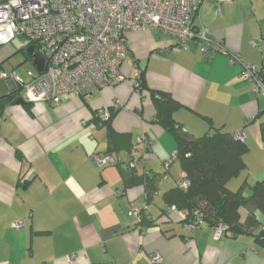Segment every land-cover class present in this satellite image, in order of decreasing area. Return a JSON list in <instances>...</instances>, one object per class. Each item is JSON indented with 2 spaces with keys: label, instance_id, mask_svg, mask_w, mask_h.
Returning <instances> with one entry per match:
<instances>
[{
  "label": "crops",
  "instance_id": "1",
  "mask_svg": "<svg viewBox=\"0 0 264 264\" xmlns=\"http://www.w3.org/2000/svg\"><path fill=\"white\" fill-rule=\"evenodd\" d=\"M197 19L214 52H205L197 36L180 45L157 28L133 30L123 81L92 96L66 93L59 105L0 103L1 264H70V254L77 256L73 264H150L153 253L163 264H264L262 214L258 225L216 239L207 222L187 229L186 212L165 199L184 172L175 136L155 120L151 92L178 100L174 116L193 136L217 129L244 134L246 168L228 181L231 189L245 184L249 195L264 177V89L242 76L247 65L264 66V0H207ZM10 55L0 47V70ZM0 82V96L13 90L10 80ZM111 108L112 130L129 135L130 148L109 151L108 126L94 121ZM144 146L135 170L158 184L152 194L144 183L126 186L125 163L100 167L91 159L107 151L129 158ZM136 206L149 218L143 224ZM248 215L242 208V224ZM18 221L21 227L13 225Z\"/></svg>",
  "mask_w": 264,
  "mask_h": 264
},
{
  "label": "built area",
  "instance_id": "2",
  "mask_svg": "<svg viewBox=\"0 0 264 264\" xmlns=\"http://www.w3.org/2000/svg\"><path fill=\"white\" fill-rule=\"evenodd\" d=\"M205 1L0 0V47L15 43L18 49L26 50L33 46L34 51L40 52L45 59L42 72L36 65L35 71L28 70L29 80H24L16 71L8 73L5 70H0V78L10 80V88L16 90V99L59 105L66 93L92 96L95 91L125 79L121 67L129 53L127 38L130 31L157 28L180 45L188 38L197 36L205 52H214L206 30L201 27L200 32L196 33L194 29V18ZM211 1L219 5L231 0ZM18 35L23 36V40H18ZM29 58L33 62L34 58ZM234 58L232 56V60ZM258 70L255 66L247 65L242 76L254 81L255 89L261 90L264 89V82L257 77ZM140 76L141 68L138 67L137 79ZM101 116L109 118L110 111H101ZM234 137L245 141L240 131L235 132ZM144 142L145 136L138 138V143ZM148 142L152 144L153 140L149 139ZM129 154L130 157L125 158L122 154L116 156L113 153L94 152L91 159L100 167L125 163L128 168L135 169L146 157L147 148L144 146L138 151L132 149ZM173 158L164 163L165 169L169 168ZM181 184L183 187L189 186L185 173ZM140 213V207L133 208L135 216L140 218ZM200 224L202 222H187L186 226L191 230ZM13 225L21 227L23 222L18 221ZM228 231L229 225L225 222L213 225L216 239ZM76 259L75 254L67 256L70 264ZM163 262L161 254H152L150 264Z\"/></svg>",
  "mask_w": 264,
  "mask_h": 264
},
{
  "label": "trees",
  "instance_id": "3",
  "mask_svg": "<svg viewBox=\"0 0 264 264\" xmlns=\"http://www.w3.org/2000/svg\"><path fill=\"white\" fill-rule=\"evenodd\" d=\"M197 17L198 14L194 18V29L196 33H199L201 25ZM19 50L24 53L26 60L31 59L29 58L31 56L26 55L24 49ZM256 75L264 82V66L256 72ZM145 85L141 75L139 87L144 88ZM151 93L157 109L155 120L175 136L177 142L176 158H179L182 170L189 180L188 187H183L180 183L179 186L165 193L168 205H175L184 210L187 222H207L214 225L222 221L229 225V230L233 233L258 225V214L264 216V177L257 180L251 187L249 195L244 192L245 184L238 190H233L228 186V181L246 168L244 159L247 150L246 142L235 138L234 134L220 129L213 133L193 136L174 116V112L180 106L178 100L167 92ZM15 95V89L4 93L0 96V103L5 100L14 102L16 100ZM109 111V118H104L97 113L94 117L97 125L105 124L108 126L111 142L114 146L109 151L118 150L122 147L130 148L131 142L128 140L130 136L112 130L111 122L117 109L111 108ZM262 132L264 136V123ZM109 151L107 152L112 153ZM152 179L149 175H138L135 169L126 168V186L144 183L147 187L150 185L148 192L152 194L158 186L155 182L151 183ZM242 208L249 211L244 224L240 221ZM148 219L144 210L141 209L139 222L143 224Z\"/></svg>",
  "mask_w": 264,
  "mask_h": 264
},
{
  "label": "rangeland",
  "instance_id": "4",
  "mask_svg": "<svg viewBox=\"0 0 264 264\" xmlns=\"http://www.w3.org/2000/svg\"><path fill=\"white\" fill-rule=\"evenodd\" d=\"M18 40H23V36L18 35ZM18 47L15 43H10L2 47V51L11 53L9 59L3 62V69L8 73L16 71L24 80H29L30 76L28 75V70H36L34 62L31 59L25 58V55L22 51H18ZM1 87V82H0ZM176 158V157H175Z\"/></svg>",
  "mask_w": 264,
  "mask_h": 264
},
{
  "label": "water",
  "instance_id": "5",
  "mask_svg": "<svg viewBox=\"0 0 264 264\" xmlns=\"http://www.w3.org/2000/svg\"><path fill=\"white\" fill-rule=\"evenodd\" d=\"M25 53L27 56H32L34 64L37 66V69L42 72L44 70V64H45V59L43 55L40 52H35L33 46L27 47L25 50ZM26 101H24L23 98H18L16 100V104H25Z\"/></svg>",
  "mask_w": 264,
  "mask_h": 264
}]
</instances>
